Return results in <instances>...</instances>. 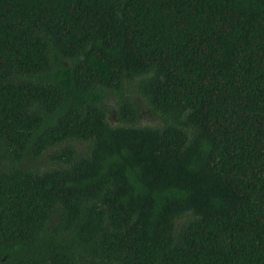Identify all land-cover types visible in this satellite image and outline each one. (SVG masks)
<instances>
[{
  "label": "trees",
  "instance_id": "trees-1",
  "mask_svg": "<svg viewBox=\"0 0 264 264\" xmlns=\"http://www.w3.org/2000/svg\"><path fill=\"white\" fill-rule=\"evenodd\" d=\"M0 264H264V0H0Z\"/></svg>",
  "mask_w": 264,
  "mask_h": 264
}]
</instances>
